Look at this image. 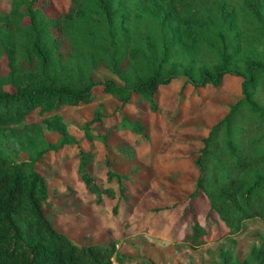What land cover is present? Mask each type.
<instances>
[{
  "label": "trees",
  "instance_id": "trees-1",
  "mask_svg": "<svg viewBox=\"0 0 264 264\" xmlns=\"http://www.w3.org/2000/svg\"><path fill=\"white\" fill-rule=\"evenodd\" d=\"M38 2L10 0L8 11L0 14V127L16 128L37 109L44 128L58 138L47 142L33 124L23 139L26 158L0 157V264L135 260L117 254L111 241L76 243L46 214L61 213L53 200L73 199L74 182L89 197L80 205L99 206L108 196L115 198L111 217L128 209L124 176L111 169L108 135L96 126L105 125L110 115L94 111L81 138L74 139L58 112L86 105L98 94L109 96L117 102L119 119L106 128L125 136L136 133L120 143L122 158L130 159L134 145L147 136L145 126L123 111L131 104L138 109L136 101L156 112L159 87L174 81H180L181 93L187 86L215 87L225 75L241 79L239 97L191 153L190 219L179 241L197 246L209 236V227L194 219L191 202L197 199L206 201L207 214L215 218L217 239L234 235L245 221L264 224V0H70L68 9L53 17L36 7ZM99 66L118 82L94 81L92 70ZM99 144L107 151L104 179L89 171ZM69 147L75 152L63 156L61 173L66 176L68 170L72 177L54 186L39 163ZM106 181H115L118 194ZM138 182L137 192L143 188ZM261 240L264 255V233ZM136 261L154 264L141 257Z\"/></svg>",
  "mask_w": 264,
  "mask_h": 264
},
{
  "label": "rangeland",
  "instance_id": "rangeland-1",
  "mask_svg": "<svg viewBox=\"0 0 264 264\" xmlns=\"http://www.w3.org/2000/svg\"><path fill=\"white\" fill-rule=\"evenodd\" d=\"M38 3L40 5L36 7L53 17L65 12L70 0H39ZM9 6L10 0H0V14L6 13ZM92 78L96 82L109 79L118 82L114 74L100 66L92 70ZM240 82L239 77L225 75L215 87L205 86L195 92V89L187 86L180 93V81H174L159 87L157 99L160 109L156 112L134 101L138 109L131 104L123 114L145 126L143 132L147 139L141 141L140 145H134L136 155L130 159L122 158L120 143L132 141L136 133L130 132L125 136L122 131L106 128L119 119L114 110L117 105L115 100L98 94L86 105L59 109L66 130L74 139L81 138L83 127L93 117L94 111L110 115L105 120L106 126L99 123L96 126L100 132L108 135L107 150L112 151V154H108V158L112 159L111 169L124 176L122 181L127 188L124 193L129 196L126 200L129 210L122 209L120 213L122 218H126L127 222L124 223L119 215H110L115 198L105 196L99 206L80 205L88 197L87 192L74 182L72 186L77 189V194L73 199L53 200L58 202L61 213L46 212L54 227L80 245L107 244L111 241L117 254L135 259L126 264H138L136 259L140 257L150 259L154 264H264V255L260 253L263 249L261 234L264 233V224L258 220L245 221L234 235L217 239L219 226L213 215L207 214V203L203 198L191 204L195 221L209 227L206 242L190 246L179 241L181 230L187 227L190 219L186 209L195 178L191 153L198 147L199 139L224 115L227 106L239 97ZM33 124L40 128L47 142L57 140L55 133L44 128L35 109L16 128L0 127V157L26 158L23 139ZM83 143L86 142L82 141L81 145H86ZM69 148L39 163V169L47 174L54 186L66 177H72L68 170H65L66 176L61 173L66 168V165L63 166V156L75 152L73 147ZM96 148L98 155L91 160L89 171L104 179L107 151L100 144ZM136 182L143 187L139 192L136 191ZM105 186H112L115 194H118L115 181H106ZM158 207L163 209L154 212Z\"/></svg>",
  "mask_w": 264,
  "mask_h": 264
},
{
  "label": "built area",
  "instance_id": "built-area-1",
  "mask_svg": "<svg viewBox=\"0 0 264 264\" xmlns=\"http://www.w3.org/2000/svg\"><path fill=\"white\" fill-rule=\"evenodd\" d=\"M112 263H113V261H112Z\"/></svg>",
  "mask_w": 264,
  "mask_h": 264
}]
</instances>
